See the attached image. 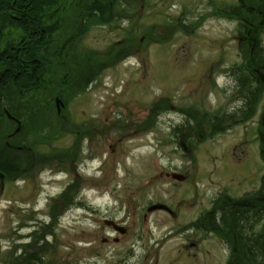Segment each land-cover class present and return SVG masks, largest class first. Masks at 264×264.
I'll list each match as a JSON object with an SVG mask.
<instances>
[{"label": "rangeland", "instance_id": "1", "mask_svg": "<svg viewBox=\"0 0 264 264\" xmlns=\"http://www.w3.org/2000/svg\"><path fill=\"white\" fill-rule=\"evenodd\" d=\"M100 4L103 11L88 19L100 6L95 1L58 0L47 8L43 20L57 26L52 38L59 45L86 20L76 58L68 53L53 64L42 90L10 97L12 104L4 100L0 142L28 139L36 155L70 156L50 159L27 188L21 180L0 181V264L41 246L42 263L31 264H225L229 249L212 230L221 221L217 207L245 200L264 175V93L252 115H240L254 95L244 54L254 58L256 40L264 59V0ZM231 9L247 16L230 15ZM70 16L77 17L73 30ZM20 30L6 27L5 42ZM251 69L264 74V66ZM43 105L38 119L50 124H39L33 135L25 123L8 139L18 130L16 109ZM64 193L68 203L52 214ZM155 204L174 215L148 212ZM256 217L254 228L250 215L242 217L252 229L245 226L241 236L254 231L255 256L262 258L257 239L264 240V219Z\"/></svg>", "mask_w": 264, "mask_h": 264}, {"label": "trees", "instance_id": "2", "mask_svg": "<svg viewBox=\"0 0 264 264\" xmlns=\"http://www.w3.org/2000/svg\"><path fill=\"white\" fill-rule=\"evenodd\" d=\"M259 1L254 0V6L256 4H259ZM261 1L263 3V0ZM55 2H57V0H0V96L2 100L1 104L3 103L2 105H0L2 107H5L6 104L4 100H10L9 104H12L10 97H15L19 95L20 99H23L25 96L24 93L33 90H42L41 85L43 84V82H45L44 77L46 76V64L44 62L43 57L41 56L42 45L43 43H45V36L47 32H52L53 30L55 31V29H57V26L46 25L43 19L46 9L50 8V6H53ZM108 4H110V2L108 3L105 1L103 5L105 6ZM16 9L20 10L23 13L19 14ZM95 10L102 12L103 9L99 6ZM226 12L230 15H237L239 17L247 16V14L241 9L240 11L231 9L226 10ZM249 22L254 23L255 30L261 28L260 25L256 24L257 22L255 19L251 18V21ZM11 25L17 26L19 29H21L20 32L22 35L20 34L21 37L19 36V38L15 40L9 39L7 42H5L4 36L7 33L6 27ZM251 32L252 29L246 31V35L250 36ZM255 48L257 50L254 53V58L251 56L247 57L244 54V59L246 61L245 66L249 67L248 73L254 81V95H251V93H249L247 99H245L244 106L242 107L240 112L242 119L252 115L253 110L255 112L256 102L259 99V95L264 93V84L260 81L255 71L251 69L254 65L257 67L264 66V59L261 58V49L260 46L257 44V40ZM123 53H125V51ZM98 65L101 64L99 63ZM44 106L46 105H43L42 107H23L20 108V110H15L14 114H16V117H19L22 120H24V117H26V119L24 120L25 122L21 124L20 132L24 130L25 123L28 124L29 127L28 133L30 132L33 135L38 133L37 130L39 124L45 125L46 123H51L50 120L42 121V119H38L40 116L39 114H41V112H43L44 110ZM156 107L154 109H156ZM20 119L19 121H21ZM212 123L216 124L218 123V121L215 122V120H212ZM194 129L195 127H193V130ZM261 148V157L264 160V143L261 144ZM69 156L70 155L66 151H64L57 155H51L50 159L51 161L53 159L59 161V159L62 158L68 159ZM0 173L5 175L6 177L8 176V178H11V153L4 152L0 154ZM74 187L75 185L70 186L68 188V191L71 192ZM255 195L264 197V177L262 179L261 190L255 193L254 196ZM60 197L62 201L60 203H56L52 207V214L59 212L61 208L65 206L66 203H68L67 201H69L68 195H66L65 193L62 194ZM217 212L220 213L221 221L219 223H216V221L212 223L213 233L220 239L225 236H241L246 226V224L243 225L242 219V215L245 214V211H232L230 206L225 207L221 204L217 207ZM239 214L242 215L238 216ZM256 218L258 221L264 219L260 217ZM246 228L252 229V226H246ZM258 240L262 244V251L264 250V240H261L260 238L257 239V241ZM231 243H233L232 240ZM28 247H31V245H29ZM44 251L45 246H41L38 248V251H36V253L25 252L24 256L20 258H14L13 260H11L10 264H31V262L35 263V261L42 263L40 255ZM239 251L241 250H238L237 255L242 256L239 254Z\"/></svg>", "mask_w": 264, "mask_h": 264}, {"label": "flooded vegetation", "instance_id": "3", "mask_svg": "<svg viewBox=\"0 0 264 264\" xmlns=\"http://www.w3.org/2000/svg\"><path fill=\"white\" fill-rule=\"evenodd\" d=\"M64 2H66V0H63ZM71 1V0H69ZM91 2H96L97 4L100 5V7H102V5L100 4V1L104 0H89ZM56 4L58 3L55 2ZM54 3V4H55ZM111 3V2H110ZM86 6V4L84 3V7ZM80 11L82 9H79ZM15 11V10H14ZM16 11L21 14L23 12H21L20 10L16 9ZM77 13V15L81 16L82 12ZM103 11V10H102ZM96 14L97 10H90L86 13L85 18L88 19L90 18L91 14ZM72 14V13H71ZM73 15V14H72ZM76 19V22L73 23L72 20ZM86 20L83 21V26L80 29L79 33H72L70 30V34L69 37L67 38V40L70 41L64 42L62 45H59L57 43H55L53 41V34L52 32H47L46 36H45V43H43L42 45V53L41 56L44 59L45 62V77L44 79H51V76L53 74V70L51 68V66L55 63H57L58 61L61 60V58H64L65 60L68 57V53L69 54H73L75 55L76 52L75 48H79V44L76 43L77 39L80 37V34L85 30L86 27ZM77 24V17H71L70 16V21L68 23L69 28H71L73 30V26L76 27ZM56 32V29L54 31V33ZM72 33V34H71ZM40 37V36H39ZM38 39V38H36ZM66 44L68 45V47H66ZM76 58V55H75ZM39 60V59H37ZM74 70H76L74 68ZM80 75L77 73V71H75V77H79ZM63 79V80H62ZM60 80L67 82L66 81V77L61 78ZM81 81V79H80ZM80 81H78V83L75 85L76 88H78L80 86ZM79 84V85H78ZM62 89V87H60ZM2 101V100H1ZM3 104V103H2ZM1 104V105H2ZM1 107L0 112H5V108ZM14 123L17 125L18 130H16L13 134L7 136L8 139L13 137L14 135H17L18 133H21V124L20 121L14 118ZM196 130V125H195V129ZM193 127L188 128L189 132H194ZM192 136H190L191 138ZM15 143L10 146V143L8 142H0V154L7 152L9 153V151H11V170H12V175L11 178H8V176L6 177L5 175L0 173V181L2 180H7V179H11L13 180V183H17L18 181H23V183H26V188L30 186L31 183V179L33 178V176L35 175V173H40L41 171H44V167L46 166V164L48 162H50V157L48 155H36L34 152V149H32V145L29 144V142H31L28 139H19L14 141ZM187 142V139H186ZM187 145V143H186ZM190 146V145H187ZM8 148H11V150L8 151ZM21 152V153H18ZM31 177V178H30ZM264 177V175H263ZM2 178V179H1ZM28 178V179H27ZM27 179V180H25ZM263 179V178H262ZM33 185V183H32ZM34 186V185H33ZM35 187V186H34ZM262 187V180H260V185H259V189L256 192H252L251 194L248 195V197L245 198V200L239 202H229L228 204L231 205L230 208L232 209V211H239V210H243L245 211V214H239L238 216L242 215L247 217L248 215H250L251 221L253 223V228H254V213L256 214L257 217L260 218H264V197L259 196V195H255V193L259 192V190H261ZM230 201V200H229ZM170 210V209H169ZM163 211V210H162ZM165 212L171 214L172 216L174 215V213L172 212V210L170 211H166ZM211 213H209L207 220L211 219ZM262 221V220H261ZM193 227V226H191ZM214 234V233H213ZM214 236L217 238L218 242L223 244L229 250H227L228 255H227V262L225 264H264V255L261 258H257L255 256V254H257V252L254 251V231L253 234L251 236V238L249 237H236V236H225L222 239H220L219 237H217L215 234ZM114 240H117V238H114ZM231 240L233 241V243H231ZM239 240V242H238ZM106 241V239H105ZM237 243V244H236ZM239 254L242 256L237 255L238 250ZM255 258V260H254ZM261 259V261L259 262V260ZM263 259V260H262Z\"/></svg>", "mask_w": 264, "mask_h": 264}, {"label": "water", "instance_id": "4", "mask_svg": "<svg viewBox=\"0 0 264 264\" xmlns=\"http://www.w3.org/2000/svg\"><path fill=\"white\" fill-rule=\"evenodd\" d=\"M257 75L259 76L260 80L264 83V75L261 74L260 72L256 71ZM1 99V98H0ZM171 177L175 180H184L185 177L184 176H181L179 174H172ZM154 210H166V211H170L168 207H166L165 205H162V204H155V205H152L150 206L147 211L150 212V211H154ZM104 224L107 225V226H113L114 229L118 232H120L121 234H123L125 232V230L121 227H118V226H115L113 221L111 220H105L104 221Z\"/></svg>", "mask_w": 264, "mask_h": 264}]
</instances>
